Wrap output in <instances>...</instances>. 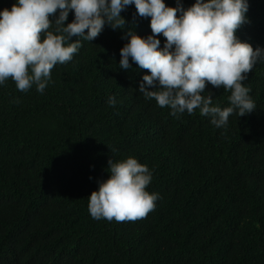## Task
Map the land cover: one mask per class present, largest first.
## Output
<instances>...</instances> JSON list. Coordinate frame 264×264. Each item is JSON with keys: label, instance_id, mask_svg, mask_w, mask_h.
<instances>
[{"label": "trees", "instance_id": "obj_1", "mask_svg": "<svg viewBox=\"0 0 264 264\" xmlns=\"http://www.w3.org/2000/svg\"><path fill=\"white\" fill-rule=\"evenodd\" d=\"M15 2L0 0V11ZM181 2L187 9L195 0ZM248 2L236 35L264 48V0ZM121 15L125 29L106 23L94 40L80 37L43 93L0 89V264H264V62L249 87L253 112L234 110L219 128L199 109L174 117L138 91L147 69L131 58L120 69L126 31L152 34L134 5ZM210 93L214 106H231L230 90L206 84L202 95ZM129 156L152 171L154 210L92 218L88 197L109 178L108 161Z\"/></svg>", "mask_w": 264, "mask_h": 264}, {"label": "clouds", "instance_id": "obj_2", "mask_svg": "<svg viewBox=\"0 0 264 264\" xmlns=\"http://www.w3.org/2000/svg\"><path fill=\"white\" fill-rule=\"evenodd\" d=\"M132 5L137 16L151 18L152 34L142 37L127 30L119 65L130 69L131 58L149 71L139 84L140 94L155 99L159 107H170L174 117L199 109L218 128L227 125L234 110L240 117L255 110L249 87L255 84V65L264 62V48L254 50L236 35L246 21L248 0H195L187 9L181 0L175 7L165 0H16L10 10L0 11V89L24 92L35 85L43 93L53 67L71 61L82 46L80 37L94 40L106 23L114 30L125 29L121 12ZM70 12L74 19L66 24ZM53 24L55 29L49 30ZM161 34L166 38L163 47ZM72 37L78 39L66 44ZM206 84L230 90L231 106H214L211 93L202 95ZM108 103L115 106V97ZM215 137L213 133L209 140ZM255 144L254 139V148ZM251 155L260 163L256 151ZM108 164L109 178L98 181V190L88 197L91 217L119 222L154 210L160 196L146 190L153 179L148 166L131 156L118 162L110 159Z\"/></svg>", "mask_w": 264, "mask_h": 264}]
</instances>
